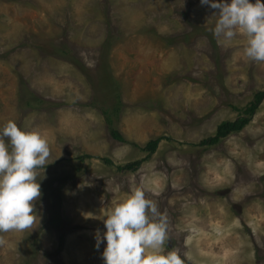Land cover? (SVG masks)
Masks as SVG:
<instances>
[{
	"label": "rangeland",
	"instance_id": "obj_1",
	"mask_svg": "<svg viewBox=\"0 0 264 264\" xmlns=\"http://www.w3.org/2000/svg\"><path fill=\"white\" fill-rule=\"evenodd\" d=\"M215 12L200 0H0V126L50 148L36 219L0 233V264H103L95 231L141 177L168 212L165 250L264 264V99L242 131L203 144L264 92V61L243 54L239 31L218 44Z\"/></svg>",
	"mask_w": 264,
	"mask_h": 264
},
{
	"label": "clouds",
	"instance_id": "obj_2",
	"mask_svg": "<svg viewBox=\"0 0 264 264\" xmlns=\"http://www.w3.org/2000/svg\"><path fill=\"white\" fill-rule=\"evenodd\" d=\"M200 3L218 10L210 29L218 44L231 41L239 31L246 36L243 54L264 61V0ZM49 155L48 142L40 132L26 131L13 120L0 126V233L22 231L34 223V201L41 195L37 172ZM147 191L149 186L141 177L135 186L129 184L126 198L106 208L105 230L97 229L94 236L96 249L104 244L103 264H186V251L176 246L165 250L171 237L168 212L161 210Z\"/></svg>",
	"mask_w": 264,
	"mask_h": 264
},
{
	"label": "trees",
	"instance_id": "obj_3",
	"mask_svg": "<svg viewBox=\"0 0 264 264\" xmlns=\"http://www.w3.org/2000/svg\"><path fill=\"white\" fill-rule=\"evenodd\" d=\"M264 99V92H260L255 96V99L253 102L250 103V105L244 110V116H240L235 121H227L220 124L217 128L216 135L213 138H208L203 141V144L212 145L217 144L221 139L226 138L227 136L242 131L243 128H245L249 122L251 117L254 115V113L257 111L260 103ZM111 135L115 140L118 141H124L122 135L118 133L116 130L113 129L111 131ZM161 139H156L150 141L147 146L146 150H148L149 153H154L156 149L158 148V145L160 143ZM141 164V162H136L131 165H127L126 167H123L125 169L130 170H136L137 167Z\"/></svg>",
	"mask_w": 264,
	"mask_h": 264
}]
</instances>
